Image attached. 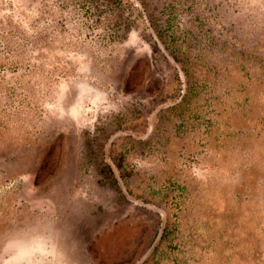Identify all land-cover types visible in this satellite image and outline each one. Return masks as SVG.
<instances>
[{"label": "rangeland", "instance_id": "374dc122", "mask_svg": "<svg viewBox=\"0 0 264 264\" xmlns=\"http://www.w3.org/2000/svg\"><path fill=\"white\" fill-rule=\"evenodd\" d=\"M108 1L0 0V264H264V0Z\"/></svg>", "mask_w": 264, "mask_h": 264}, {"label": "trees", "instance_id": "16d2710c", "mask_svg": "<svg viewBox=\"0 0 264 264\" xmlns=\"http://www.w3.org/2000/svg\"><path fill=\"white\" fill-rule=\"evenodd\" d=\"M74 2H77V0H74ZM108 2H110V0ZM104 19L106 20L105 24H103L102 26L104 29H109L113 26H115L116 29L119 27V25L117 24L118 23L117 17L113 13H110V15H106ZM157 32L161 42L166 46V48L169 51L173 52L174 54L176 47L174 45L171 46V44L175 42V36H171L167 32H165L164 35H162L161 33H159V30ZM173 57L177 62L182 61L181 55L179 54L173 55ZM185 60L187 63L192 62V60L189 59L188 57H185ZM135 70H136V65L131 69L129 76L126 79V83H125L126 88H128L129 82L131 80V77L134 76ZM183 71L184 73L189 74L190 72H195V69L192 66L189 68L183 67ZM195 86L191 85L188 88L187 91L188 94L184 98V102L186 105H188L189 101H193V99L195 98V91H194ZM197 86H199V84H197ZM92 144H93V140L88 135L85 141V145L87 147L86 157L89 163L93 161L92 156L94 155ZM62 151H63V145L62 146L59 145L57 141L53 142V144L50 146L49 150L47 151L45 159L43 160V162L41 163L38 169L37 175L35 177L36 184L40 183L41 177L42 178L48 177L55 171L56 167L55 164H52V160H54L55 157L58 158L57 160L59 161L61 159ZM101 166L102 165H97L96 168L97 172L104 178L108 179L114 186H118L119 184L118 179L116 178L115 173L112 170L111 166L107 163L106 166L105 165H103L102 167ZM106 168H108V171ZM186 238L187 236H182L180 225L175 221L173 225L168 226L164 229L160 237L159 245L155 247V250L153 252L154 259L156 261L161 262V264H169L170 259L178 256L177 263L180 264V262L185 261L181 259L183 258L182 255H178L179 253L182 252L184 254H190V257L193 258V260H195L197 264H199V259H198L199 257H196V255L198 254L199 251V256H201L200 246L195 241L194 246H192V248H189L188 240Z\"/></svg>", "mask_w": 264, "mask_h": 264}]
</instances>
